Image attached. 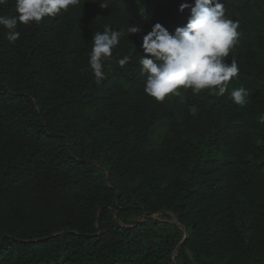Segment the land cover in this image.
<instances>
[{
	"label": "trees",
	"instance_id": "obj_1",
	"mask_svg": "<svg viewBox=\"0 0 264 264\" xmlns=\"http://www.w3.org/2000/svg\"><path fill=\"white\" fill-rule=\"evenodd\" d=\"M101 2L18 24L15 42L0 26V264H264V0H220L261 15L237 29L225 94L162 102L144 91L143 37L185 25L194 0ZM106 26L124 35L97 83Z\"/></svg>",
	"mask_w": 264,
	"mask_h": 264
},
{
	"label": "clouds",
	"instance_id": "obj_2",
	"mask_svg": "<svg viewBox=\"0 0 264 264\" xmlns=\"http://www.w3.org/2000/svg\"><path fill=\"white\" fill-rule=\"evenodd\" d=\"M7 0H0L4 5ZM17 15H0V26L8 29L7 39L15 42L20 37L18 24H39L45 17H56L69 6H76L80 0H15ZM108 8V3H100ZM181 4L180 11L189 8ZM239 22L226 15L224 4L220 0H194L190 16L185 25L174 32L159 23L143 37V55L139 59L142 74L146 77L144 91L156 101H164L169 95L180 96V88L192 89L194 95L202 90L223 96L228 84L237 76L239 68L235 59L225 60L237 43ZM141 31L139 25L128 28L129 35ZM124 35L122 30L105 27L103 32L93 35V47L89 54V65L97 83L104 78L105 61L112 57V50ZM130 56L118 60L123 68ZM249 91L244 87L230 92L232 101L240 106L248 103ZM196 115L195 106L189 109ZM260 122L264 123V115Z\"/></svg>",
	"mask_w": 264,
	"mask_h": 264
},
{
	"label": "rangeland",
	"instance_id": "obj_3",
	"mask_svg": "<svg viewBox=\"0 0 264 264\" xmlns=\"http://www.w3.org/2000/svg\"><path fill=\"white\" fill-rule=\"evenodd\" d=\"M227 16L230 19L239 22L238 28H240L243 25V22L245 21V19L253 20V19H258L261 17L258 11L254 10V11L249 12L247 9L242 8L240 4L235 5L234 9H232L231 11H227ZM170 215L171 217L166 218V214L157 213V214H154L153 217L161 219V220L169 221L171 223H176V217L172 214Z\"/></svg>",
	"mask_w": 264,
	"mask_h": 264
}]
</instances>
